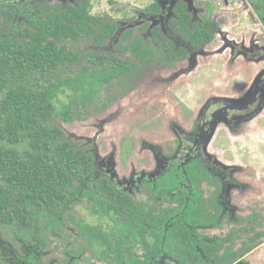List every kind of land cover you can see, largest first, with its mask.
Instances as JSON below:
<instances>
[{
    "label": "trees",
    "instance_id": "trees-1",
    "mask_svg": "<svg viewBox=\"0 0 264 264\" xmlns=\"http://www.w3.org/2000/svg\"><path fill=\"white\" fill-rule=\"evenodd\" d=\"M93 4V0L74 4L0 0V232L11 240L19 236L31 241L38 228L46 230L43 225H76L91 236L93 243L87 248L96 257L107 251L101 248L111 235L120 241L131 239L139 218L151 223L153 229L140 226L135 233L143 243L145 257H138L134 264H159L160 254L172 257L173 262L166 264L233 262L237 253L226 241L246 232V247H255L264 237V230L258 229L262 225L259 214L247 216L246 226L229 229L217 243L203 240L204 233L196 225L188 227L176 220L167 226L171 208H161L159 203L144 208L151 197L126 192L116 176L100 174L92 147L71 137L62 126L111 108L118 90L122 96L130 90L138 63L153 58L151 47L133 30H128L119 44L128 53L126 57L115 54V49L108 51L107 41L118 23L106 20L104 13H93ZM183 28L184 35L194 42L209 33V29L192 32L186 25ZM168 59L174 63L176 58L169 55ZM168 175H160L156 184L148 183L141 190L157 197L158 190L166 187L171 195L178 191L180 181L167 185ZM205 179L216 184L208 196L200 185ZM191 180L199 193L197 204L183 214L191 212L195 217L199 211L200 219L193 221L222 228L218 180L206 172ZM78 205L90 209L103 224L90 226L79 216ZM158 208L159 213H154ZM58 228L59 233L64 232L63 226ZM56 240L54 247L60 250L66 238L58 235ZM47 244L51 248L52 243ZM132 248L135 240L125 251L130 257ZM0 264L10 263L0 260Z\"/></svg>",
    "mask_w": 264,
    "mask_h": 264
},
{
    "label": "flooded vegetation",
    "instance_id": "flooded-vegetation-1",
    "mask_svg": "<svg viewBox=\"0 0 264 264\" xmlns=\"http://www.w3.org/2000/svg\"><path fill=\"white\" fill-rule=\"evenodd\" d=\"M63 1L74 4L77 0ZM246 1L253 4L251 6L252 8H248L246 10ZM252 1L254 3L251 2V0H150V2H148L145 6L139 7L131 1L123 2L119 0H107V3L111 4V7H113L115 14L105 12L103 15L106 17V20L116 21L118 23V27L115 32L116 34L118 30L122 28L125 21L129 22L136 19L138 11L140 12L141 17L145 20L136 27L129 26L123 33L120 35L118 34L117 40L114 42L111 51L115 49V54H120L121 57H126L128 53H124L119 44L123 41V35L128 30H133L135 35L143 36L146 40V44L151 47L150 53L153 54V58L151 60L138 63V72L132 76V84L128 93L145 84L149 81L148 78H152L154 81L158 82L157 77L161 75L162 72L173 70L178 67L177 65L179 62H182L195 54L202 53L205 47L211 46V44L214 45V42L218 41V37L224 38L226 36L222 44L224 51L229 48L231 52L232 50H235L233 53L239 54L236 59L232 58V56L229 59L227 70L230 72L232 71V73H236L238 75V72H236L235 69L241 67V60L243 58V55L240 56V50L243 51L244 56H247L246 45L249 48L251 47L248 49L249 56L246 57V64H252L262 60L264 47L258 48L254 45L258 40L253 38L256 33L253 27L251 30L252 33L250 34L252 35V38H250L249 41L246 40L249 36L246 33V12L250 24H254L255 22L264 24V0ZM224 2L228 4L227 8L223 6ZM238 10H240L243 15L241 17V25L237 28H232L231 30L229 28L231 18L229 19V15L227 13H230L231 16L233 15L235 17V19H232V22H237L238 16L235 14L239 15V12H237ZM250 15L253 17L254 23L251 22ZM183 25H186L192 32L209 29V33L205 39L199 40V42H194L191 38H187L182 32L184 30ZM140 27H144V29L139 30ZM148 30H150L151 33H148ZM115 33L113 36H116ZM115 46H117V48H115ZM179 54H181V56ZM169 55L174 59L176 58L174 63L168 62ZM238 77L240 76L238 75ZM236 81L237 80H230L228 83L229 86L227 87H233V94L215 95L213 96V101H210L211 96H208V101H210V103L206 108H204V111H200L198 116H195L193 120H184L185 124H178L179 126L174 134L175 138L172 143L171 141L168 142V148L166 151H164L161 146L157 147L159 148V152H156L154 148L151 149L155 155V161L159 163V165L154 167V169H147L148 171L143 169L141 172L132 176L129 183L122 181L119 177L113 175V170H102L99 168L100 161L97 163V165L99 164L97 167L98 172L103 175H106L109 172L110 176H116L118 178L116 180L117 183H120L126 192H130L134 195L141 192L142 196H150L151 198L146 202L147 205L144 208L155 206V204L158 203L161 208H171L173 211L167 214V226H172L173 224H171V221L176 220H180L183 225L188 227L196 225L199 228V232L202 234L204 233L203 240L205 241L217 243L218 240L225 237L224 233L228 232L229 229L231 230V228H241L246 226L247 216L239 218L241 221L240 226H236L235 224L231 225L232 217L229 209L233 198L230 192L227 194L225 193V186H227L228 183L232 186L231 189H244L246 187V182L241 180V175H237L236 171V174L231 172L227 178L224 173L225 170L228 169L224 170V168H221L219 165H213L212 163L214 158L209 159L211 154L209 151H206V145L209 143L212 138V134L215 131L214 124L217 126L216 132H223V129H227L235 135L237 134V130L241 128L244 123H246L248 118L245 117L247 115H251L250 110H254V108H251L248 110L250 114L246 113V104H241L240 100H237V97L244 93V85H235ZM184 87L187 88L190 86L185 85ZM253 87H256L255 94L253 96V100H255L257 94L261 95L262 89L264 88V82L261 80L260 82L255 83ZM254 88L251 90L253 91ZM169 98L170 97L166 100H169ZM200 99L201 97L199 100ZM167 104H169V102ZM169 105L172 106V110L170 109L171 112L175 113L176 103L172 104V102H170ZM193 115H195V113ZM211 124L212 127H210ZM194 165L195 170L192 169ZM235 169L239 170L238 172L241 170L239 166ZM205 172L209 173L211 178L218 180L220 184V193L218 197L223 208V213L220 217V221L223 222L222 228L213 225H205L204 227L201 221H193L194 218L200 219L199 211L196 212L197 217L191 216L190 211L195 207H191V205L197 204L196 200L199 193L189 181H192L191 179L194 177H202ZM165 173L169 174L165 184H171L175 182L174 180H177L178 182L180 181L178 191L175 189V191H173L170 195V191L166 190V187H163L158 190V196L155 197L153 193L148 194L147 192H143V190H141V187L146 186L148 183L152 182L156 184V180L161 177L160 175L164 176ZM200 185L201 189L204 191L203 193H205L204 195L207 196L210 195V190L216 189V184H212L207 179L200 182ZM203 185H207L208 187L205 188ZM183 192L185 193L183 194ZM229 194L231 195L229 196ZM166 195L169 197L165 198ZM182 203L184 204L182 205ZM75 209L80 210L78 207H75ZM188 209L190 210V213L188 215L183 214ZM252 209V213L248 216L254 213L259 214V219L262 220V225L257 226L258 229L264 230V201L259 206ZM87 210H89V214L91 216H95L96 218L93 220L89 219L87 221L80 215V213L79 216L85 219L90 226L103 224L97 215H94L90 209ZM159 211L160 209L154 213L158 214ZM136 215L138 216L137 213ZM223 220H229V222H225ZM135 221L137 223L136 227H134V234H132L131 239L124 238L120 241L118 236L114 237L111 235L112 237H109L110 245H106L109 243H104L101 248L102 250L104 249L107 251L99 252V255L96 257H92L91 251L87 248L88 245L93 243L91 236L80 232L76 225L68 223L57 222L54 224L43 225L46 226V230L44 231V229L38 228L31 241L24 240V238L19 236H15L16 238L11 240L4 237L2 232H0V243L6 245L10 241L22 240L28 245L21 248L19 258L15 260L13 264H111V262L113 264H134V260H137L138 257H145L144 250L142 249L143 243L140 242L139 237H137L135 233L138 232L140 226L153 229L151 223H142L139 218ZM107 222L110 224L113 223L111 221L109 222V220H107ZM107 222H105L104 225H106ZM60 225L64 228L63 233H59L58 227ZM119 229H121V226H119ZM58 235H62L66 238V241L62 243L60 250H57L56 247H54L57 242V240L55 242L54 240ZM246 235L248 234L243 232L235 237L229 238V240L226 241V245H232L233 252L237 253V258L231 263L224 264H255L252 253L264 244V237L258 239L259 243L257 242L255 247L248 249L246 247ZM44 237H48V239L45 240ZM1 239H3L2 242ZM134 240L135 248L130 249L129 252L133 254V256L130 257L127 253H125V251L128 249L129 245L134 243ZM47 241L52 243L51 248H49ZM149 241L151 242V239H149ZM123 243H125V245H122ZM251 256L252 258H250ZM205 257L209 258L208 255ZM11 259L12 254L10 252H8L7 257L0 255V260L3 262L11 263ZM29 259H33L34 262H30ZM168 260L170 263L173 262L172 257L160 254L158 262L159 264H166V261ZM208 260L210 261V258ZM211 264L218 263L212 262Z\"/></svg>",
    "mask_w": 264,
    "mask_h": 264
},
{
    "label": "rangeland",
    "instance_id": "rangeland-1",
    "mask_svg": "<svg viewBox=\"0 0 264 264\" xmlns=\"http://www.w3.org/2000/svg\"><path fill=\"white\" fill-rule=\"evenodd\" d=\"M51 1L62 2L63 0ZM119 1H131L139 7L150 2V0ZM251 2L253 1L251 0ZM93 3H95L93 4V13L111 12L115 14L113 7L107 3V0H93ZM252 5V3L247 2L246 10L252 8ZM223 6L227 8L228 4L224 2ZM237 12H239V15L235 14L238 16L237 22H232L235 17L227 13L229 19L231 18V23H229L231 30L241 25L243 15L240 10ZM137 14L134 21H125L117 34L115 33L116 36L107 41L106 48L108 51L112 50L118 34L123 33L129 26L136 27L145 21L139 11ZM250 20L254 23L251 15ZM252 27L256 31L253 38L258 40L254 45L258 48L264 47V24L257 22L250 24L246 12V33L249 35L246 38L247 41L252 38L250 35ZM148 33H151L150 30ZM222 38L218 37V41L214 42V45L205 47L202 53L179 62L178 67L173 70L162 72L157 77L158 82L148 78L149 81L145 84L123 96L118 90L114 104L104 113L93 115L86 120L75 119L72 123L62 124V126L71 137L92 147L97 162L100 161L99 168L102 170L111 169L114 172L113 175L129 183L131 177L138 172L143 169H154L159 165L155 161L152 148L159 152L157 147L161 146L166 151L168 142L171 141L172 143L175 138L174 134L178 126L185 124L184 120H193L200 111H204L210 101L214 100L213 96L233 94L234 89L232 86L227 88L228 83L230 80H237L235 85H244V93L238 96L237 100H240L241 104H246V113H249L248 110L251 108L254 110H250L251 115L245 117L248 118L246 123L237 130L235 135L227 129H223V132H216L217 126L214 124L215 131L210 139L211 142L209 141L206 145V151L214 156L209 157V159L214 158L213 165H219L224 170L228 169L224 173L227 178L231 172L237 173V175H241V180L246 182L244 189H231L232 186L229 183L225 186V193L230 192L233 198L229 209L232 217L231 225L240 226L239 218L251 214L252 208L259 206L264 201V88L261 95L257 94L253 100L256 90V87H253L254 84L261 80L264 82V55L262 60L246 64V57L249 56L248 49L251 47L246 45L247 56H244L243 51L240 50V56L243 55V58L241 67L235 69L240 76L238 77L236 73L227 70V65L231 56L236 59L239 54L233 53L235 50L231 52L229 48L224 51L222 48L224 38ZM95 47L97 49L98 46ZM185 85L190 87L185 88ZM252 88H254L253 91ZM199 96L201 97L200 100ZM208 96H211L210 101H208ZM168 97H170L169 100H166ZM168 102L169 104L170 102L176 103L175 113L171 112L172 106L167 104ZM194 113L195 115H193ZM237 166L241 169L240 172L235 169ZM203 186L208 187L207 185ZM77 207L80 209V215L87 221L96 218L91 216L89 210L83 208V205ZM24 246L28 245L22 240L10 241L6 245L0 243V255L7 257L8 252H10L12 254L10 264H13L19 258V252ZM252 255L255 264H264V244L256 249Z\"/></svg>",
    "mask_w": 264,
    "mask_h": 264
}]
</instances>
